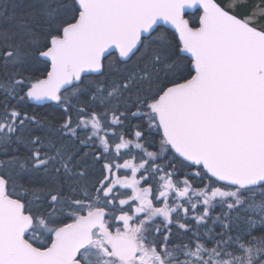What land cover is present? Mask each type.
Returning <instances> with one entry per match:
<instances>
[{"label":"snow or ice","instance_id":"obj_1","mask_svg":"<svg viewBox=\"0 0 264 264\" xmlns=\"http://www.w3.org/2000/svg\"><path fill=\"white\" fill-rule=\"evenodd\" d=\"M0 264H264V0H0Z\"/></svg>","mask_w":264,"mask_h":264}]
</instances>
